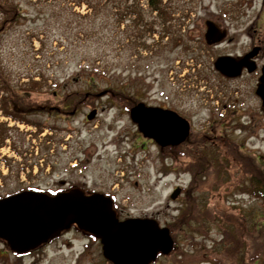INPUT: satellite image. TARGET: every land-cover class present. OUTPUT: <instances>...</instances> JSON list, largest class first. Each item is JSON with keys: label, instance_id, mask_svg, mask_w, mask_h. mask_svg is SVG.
Instances as JSON below:
<instances>
[{"label": "rangeland", "instance_id": "rangeland-1", "mask_svg": "<svg viewBox=\"0 0 264 264\" xmlns=\"http://www.w3.org/2000/svg\"><path fill=\"white\" fill-rule=\"evenodd\" d=\"M18 1L24 6L26 18L0 36L1 59L7 75L13 83L18 84L25 83L36 72H43L49 79L44 88L49 91L46 96L40 94L38 97L45 108L42 107L34 118L42 125H54L58 130L62 127L71 128L74 137L81 134L77 132L81 128L84 138L93 135L91 132H101L100 135L111 144V150L102 158L86 156L84 165L82 161L78 168L72 167L67 152L63 162L47 169L42 165L45 140L42 139L43 134L37 132L39 128L28 125L16 128V122L8 120V127L14 126L10 130L13 137L8 138L11 147L7 143L0 155L11 158L12 166L9 170L7 166H0L1 175H5L0 180V194L13 192L23 186L47 187L50 183L57 185L58 181L64 179L80 181L89 177L106 182L112 188L120 187L118 198L122 204L116 208L123 215L147 214L156 217L162 224L173 222L185 201L182 196L174 201L170 194L177 183L190 184L192 176L182 169L183 165L173 163L172 168L169 160L162 158L161 148L156 146L152 145L149 153L139 151V148L136 150L139 152H131L128 135H131L135 126L130 117L121 112L119 102L134 104L137 99L157 101L158 96L173 101L175 107L197 110L198 118L203 121L208 119L210 108L220 113L216 99L224 101L230 94L232 82L222 80L221 83L213 70L211 57L227 53L240 55L252 45H259L262 47L259 59L264 61V0H171L172 9H175L173 35H181L186 45L172 47L169 45L170 38L147 34L143 40L151 45L152 50H146L137 43L141 41H135L137 44L131 48L132 41L129 43L124 36L128 33L126 27L124 31L123 25L120 29L115 28L117 24L111 12L104 17L105 23L102 20L93 24L90 22L89 32L87 29L80 32L76 23L70 21L76 20L73 11L85 13L86 6H74L69 0ZM144 7L147 9L146 5ZM105 9L111 11L110 8ZM154 14L150 13L151 16ZM208 20L218 22L220 28L214 33L212 43L217 44L212 47L203 44ZM223 31L226 35L220 39ZM203 72L210 75L209 78L204 77V81L198 78ZM60 87L66 92L81 94L82 103L77 114H68L73 107L71 111L68 109L69 116L49 110L48 106H56L60 102V94L54 96L50 92ZM249 96L251 93L248 92ZM92 103L99 107L100 120L81 124L93 107ZM235 119L238 120L236 126L232 123L223 126L215 123L214 134L221 131L227 139L234 141L231 144L230 141L221 142L217 147L206 141L205 156L210 157L215 152L221 164L213 167V160H210V167L201 169L205 171L200 176L207 183L199 187L201 190L194 192L195 203L201 211L208 207L211 212L215 200L222 204L221 209L216 215L212 214L211 221L205 223L207 234L193 228L190 223L181 227L177 237L180 248L193 251L195 246L201 244L211 247L215 240L221 241L225 229L235 228L241 239L247 240L240 247L255 243L254 238H264V199H254L242 190L235 189L236 185L240 187L238 176L244 170L236 151H233V155L229 153L231 147L233 150L239 147L248 158L243 157V161L257 165L254 168L261 171L264 169V132L258 126L247 125L242 112ZM116 127L120 132L114 136ZM93 136L97 138L99 133ZM14 140L18 150L12 146ZM120 149L131 154L125 152L127 155L120 157ZM79 155L84 156L81 152ZM143 156L149 158L142 163ZM64 161L69 162L70 169H64ZM23 167L25 169L21 170ZM123 171L126 173L124 180L121 179ZM217 215L220 216L214 220ZM175 256H160L154 264H181ZM240 256H236V259L242 264ZM0 264L110 263L104 259L100 241L92 240L80 229L72 227L21 257H17L0 239ZM192 264L215 263L205 259ZM259 264H264V261Z\"/></svg>", "mask_w": 264, "mask_h": 264}, {"label": "trees", "instance_id": "trees-1", "mask_svg": "<svg viewBox=\"0 0 264 264\" xmlns=\"http://www.w3.org/2000/svg\"><path fill=\"white\" fill-rule=\"evenodd\" d=\"M69 1H71L74 6L80 8L86 6L87 8L85 13L73 11L76 20L70 21L76 23V27H78V31L80 32L84 29H87L89 32L90 24L88 23L90 22L93 24L102 20V22L105 23L106 21L104 17L111 12L114 15L117 24L115 28L120 29L123 25L124 31V28L126 27V32L128 33L124 36L127 37L129 43L132 41L131 48L134 47L135 44L140 43L143 48L150 49L151 45L145 39L143 40V38L147 34L150 36L155 33H158L161 38L171 36V43H173L171 44L172 47H177L179 42H182L180 40L182 38L180 35H173L172 29L174 24L172 21L175 19L173 16L175 9H172L171 0H107L105 2L103 0ZM145 5L147 9L144 7ZM105 8H110L111 11H107ZM147 12H149V15ZM150 13L155 14L151 16ZM25 18L24 6L21 1L0 0V36L4 31L21 23ZM125 37H123V40ZM135 41L141 42L134 43ZM1 58L2 56L0 53V111L6 117H11L14 120L35 125L36 127H39L40 130L41 123L39 120L35 119L34 116L37 112L42 110V105L39 100L40 98L38 97L40 94L46 96L49 91V89L44 88L45 85L48 84V77L45 76L43 72H36L31 75L25 83H13L3 67ZM54 91H59L60 95L65 94V98L61 99V101L76 103L77 101L82 100V96H80L81 94L78 95V92H66L64 91V88L60 87L58 89L53 88L50 94L54 95ZM13 128L14 127H8V123L5 121L0 123V148L6 144L8 138L11 139L13 137L10 133V130H13ZM12 146L15 150H18V145L15 143V140L13 141ZM237 148L239 149V147ZM19 152L22 153L21 151ZM237 155L241 160L243 170L250 169L251 174L248 177H245L244 173L241 175L239 174L238 183L240 187L236 185L235 189L238 191L242 190V192H249L254 196L264 199V169L262 168L261 171H259V168H254L255 166L257 167V165H252L248 161L245 163L243 157L245 159L248 158L240 151V149L238 150ZM203 157L200 166L198 162V167L196 169L199 176L203 175V171H205H201V169L210 165V160H213L211 163L213 164V167L220 165V159L215 152H213L210 157L205 156L204 153ZM4 160L7 162L8 166H12L10 158L4 157ZM253 170L257 171L255 172ZM201 177L202 176H200V179L197 182H194V185L190 188L191 192L186 196L182 210L176 216L175 220L170 223L172 234L176 240V248L172 255L176 254L175 259L181 264H192L195 263L196 260L205 261V259L215 264H239L236 259V256L238 255H241L240 258L242 264H259L261 261H264V238H254V240H252L255 243H246L243 247H240L239 245L245 243L247 240L241 239V235L236 232L235 228L234 230L225 229L221 241L219 242L215 240V243L211 245V247L201 244L200 246H195L192 251L190 249L180 248L177 245V237L181 227L190 223L193 228L207 234L205 223L211 221L210 219L214 216L212 214L216 215L221 209L222 204L217 200L214 201V204L211 207V210L214 213L212 211L210 212L208 207L201 211L200 207L196 205L194 198L196 195H194V192L201 190L199 187L205 184V180L202 181ZM249 177L252 181V186L245 183V180ZM218 216L220 215H217L214 220H216ZM194 223H198V225ZM228 226L231 227L232 225Z\"/></svg>", "mask_w": 264, "mask_h": 264}, {"label": "water", "instance_id": "water-1", "mask_svg": "<svg viewBox=\"0 0 264 264\" xmlns=\"http://www.w3.org/2000/svg\"><path fill=\"white\" fill-rule=\"evenodd\" d=\"M207 25L206 37L212 42L214 33L220 28L212 20H208ZM221 33L220 39H223L226 32ZM259 50L260 47L254 48L242 60L221 56L216 67L224 74L236 76ZM258 92L264 96V82ZM144 107L141 104L134 107L132 117L148 131V135L156 137L162 145L185 139L189 131L185 120L171 111ZM93 116L94 111L89 118ZM180 191V188L176 189L172 197L176 198ZM74 222L101 239L103 254L113 264H150L159 252L168 254L174 247L168 227H161L151 218L120 221L112 200L100 193L86 195L81 190H72L50 196L29 190L0 199V237L19 253L57 236Z\"/></svg>", "mask_w": 264, "mask_h": 264}, {"label": "flooded vegetation", "instance_id": "flooded-vegetation-1", "mask_svg": "<svg viewBox=\"0 0 264 264\" xmlns=\"http://www.w3.org/2000/svg\"><path fill=\"white\" fill-rule=\"evenodd\" d=\"M211 58L213 63L212 61L206 63L207 65H210L211 63L213 64V70L217 74V76H219L221 83L222 80L232 82L230 94L226 96L224 101L218 98L216 99L218 103L216 106L220 108L221 112L217 113L213 108H210V112L207 115L208 119L203 121L198 118L197 110L194 111L192 108L183 109V107H175L173 106V101L165 100L158 96L157 101L137 99V102L134 104L119 102L121 112L128 115L133 125L135 126V129L133 132H131V135H128L130 137L131 152L132 150H134L135 153L139 151H147V153H149L152 145L156 146L158 149L161 148L160 152L162 154L166 155V158L169 160L170 166L173 163L183 165L182 169L186 173L191 174L190 169L194 168L195 165H198V162L200 165L202 162L201 159L204 158L203 155L206 150L207 140H209L214 147L216 145H221V142L230 141L231 144L234 141L233 139H227L228 137H226V134L221 131L214 134V130L216 128L215 123H218L222 126L228 125V123H232L234 126H236L238 124V120L235 119L236 115L242 112V116H245L244 122H246L247 125L254 127L258 126L261 131L264 132V99L260 94L257 93V88L261 82V76L263 74V70L261 69V67L264 65V62L261 63L258 59L256 69L250 71L249 69L244 68L240 76L228 77L214 68L215 58L213 56ZM258 66L260 68H258ZM204 77L209 78L210 75L207 76L205 72L198 75V78L203 81L205 79ZM248 92L251 93V96H249V98ZM53 93L55 96H59L58 92L54 91ZM59 97V99H64L63 95H60ZM142 103L148 107H156L162 110H171L178 113L185 120H187L189 124L188 136L178 144H170L166 147H161L155 138L146 135L145 131L141 129L140 125L138 123H135L131 118V109L137 104ZM75 104L76 103H66L64 101H60L58 105L48 106V108L51 112L58 115L69 116L68 114H77V111L81 107V103L77 105ZM92 104L93 107L89 109V112L92 110L96 112L94 119L89 120L88 117H86L81 124L95 123V121L100 120L101 114L99 113V107H96L95 103ZM43 107L45 108V106ZM71 107H73V109H71L72 111L70 110ZM217 107L216 109H218ZM68 109L71 112H69ZM244 112L246 113L244 114ZM118 129L119 128L116 127L114 136L117 135ZM47 130H50V132H48ZM82 131L83 128H81L77 132L82 134ZM71 132H73L71 128L62 127L58 130L54 125L43 123L42 134L45 140V148L43 150L42 165L44 166V168L49 169L52 168V165L57 166L56 164L63 162L64 155H66L67 152L70 154L68 157H70L71 159L70 161L72 167L75 166L76 168H78L82 161L84 165L86 156H99L100 158H102L111 150V144L109 143V141H106L104 136L100 135L101 132L90 133H93V135L99 133V136L97 138L93 135L89 136L88 138H84L81 136V134L74 137ZM89 139L90 141H88ZM62 146L65 147V149H60ZM138 148L141 150L136 151ZM231 148L232 150L229 151L233 153V151H235V147L234 150L233 147ZM80 152L84 154V156L79 155ZM125 152L131 154L126 150L123 151L120 149L118 156H126L127 154H125ZM182 153L183 156H181ZM148 158V156H143L144 160L142 159V163L145 160H148ZM63 167L64 169L68 170L71 168V165L69 164V162L66 163V161H64ZM125 176L126 173L125 171H123L121 179L124 180ZM190 184L177 183L174 187L181 185L183 189H186L190 187ZM47 187L58 190L81 189L88 194L99 192L108 197H111L114 200V206L118 207V205L122 204V202L118 198L120 187H118L117 189L115 187L112 188L106 182H98L96 180L90 179L89 177L83 178L80 181H66V179H64L62 181H58L57 185L56 183H50ZM117 213L120 219L128 217L123 215L119 211H117ZM141 216L147 217L148 215L146 214Z\"/></svg>", "mask_w": 264, "mask_h": 264}]
</instances>
